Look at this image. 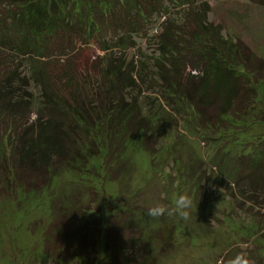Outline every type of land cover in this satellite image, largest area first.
I'll list each match as a JSON object with an SVG mask.
<instances>
[{
    "label": "trees",
    "instance_id": "trees-1",
    "mask_svg": "<svg viewBox=\"0 0 264 264\" xmlns=\"http://www.w3.org/2000/svg\"><path fill=\"white\" fill-rule=\"evenodd\" d=\"M184 1L180 22L169 15V5L176 0H134L132 5V0H0V121L8 127L3 137L11 145V152L0 149V174L7 173L10 185L28 192L42 190L59 172L89 171L101 167L94 160L111 156L106 166L109 169L111 162L133 151L137 140L154 132L163 133L167 125L163 123L165 110L160 108L161 114L158 108L153 112L159 100L149 102V95L143 97L146 93L142 87L147 91L158 87L172 102V109L178 110L175 99L179 100L194 114L198 131H216L231 119L238 121L247 115L256 103L259 81H264V58L240 41L224 39L219 31L212 35L206 17L197 13L200 6L194 0ZM254 1L264 6V0ZM148 11L152 16L158 13L165 17L155 40L159 58L150 65L127 64L121 56L115 57L114 50L126 51L125 36L131 32L128 28L137 33ZM111 32L115 38L109 43L105 39ZM77 37L85 40L86 46L92 40H104L106 55L87 60L84 47L74 40ZM191 58L194 66L188 61ZM4 68L7 71H1ZM93 68L98 75L92 82L77 71L96 74ZM188 68L187 78L180 77L179 71ZM126 90L133 92L131 98L124 94ZM30 108L38 111L28 129L39 125L40 130L14 146L13 152L12 144L18 143L20 133L26 131L22 129ZM263 147L264 141L255 145L254 156L240 165L243 183H235L240 187V201L248 203L250 213L252 204L264 206ZM121 225L120 221L108 223L104 237L118 244ZM131 228L126 227L132 233ZM52 232H48L46 248L52 237L54 241L57 238V250L65 255L72 256L73 251L88 245L85 236H77V229L62 238Z\"/></svg>",
    "mask_w": 264,
    "mask_h": 264
},
{
    "label": "rangeland",
    "instance_id": "rangeland-1",
    "mask_svg": "<svg viewBox=\"0 0 264 264\" xmlns=\"http://www.w3.org/2000/svg\"><path fill=\"white\" fill-rule=\"evenodd\" d=\"M194 2L200 6L197 13L206 17L212 35L219 31L224 39L240 41L256 56L264 58V6L254 0ZM174 3L176 9L170 4L172 13L169 15L183 22L179 10L186 2L176 0ZM203 5L206 7L202 12ZM105 6L103 3L102 7ZM147 16L137 33H131L127 25L131 32L125 36L126 51L114 50L115 57L121 56L127 64L138 65H150L159 58L155 40L162 32L165 17L158 13L152 16L150 11ZM113 35L114 32L108 34L106 42L110 43L115 38ZM74 40L84 47L82 52L87 60L95 61L106 55L104 40H92L88 46L79 37ZM188 61L195 65L194 58ZM188 69L180 70L179 76L187 78ZM149 70L153 73L150 67ZM77 71L91 82L98 75L95 69L96 74L91 75L84 70ZM259 84L256 103L247 115L238 121L231 119L216 131H198L194 114L179 100L175 99L178 110L172 109V102L161 95L158 87L153 89L154 85L152 91L142 87L146 93L143 97L149 95L150 100H159L151 110L156 112L158 108L160 114V108L165 110L166 129L161 134L154 132L137 140L133 151L130 149L122 158L111 162L109 169L106 166L111 156L105 160L99 158L93 163L101 167L89 171L84 168V172H59L44 189L29 192L10 185L7 173H1L0 264H116L118 261L130 264H243V261L264 264V206L252 204L253 213L248 212L249 205L240 201V187L235 184L237 181L243 183L241 163L253 157L255 145L264 141V81L260 80ZM130 92H124L126 97L131 98L133 92ZM34 94L39 96L37 90ZM141 105H145L143 99ZM37 111V108L27 111L26 123L21 122L22 131H26L20 133L23 136L17 138L18 143L12 144L13 152L14 146L23 144L35 130H40L39 125H35L34 130L28 129L36 120ZM0 122V149L8 148L11 152V145L3 137V131L8 134V127ZM2 159L0 156V161ZM104 167L105 172L100 173ZM183 193L192 198L190 218L180 219L168 214L152 218L147 214L156 203L172 209L176 198ZM110 211L115 213L106 217ZM119 221L123 226L122 238L114 244L104 237L105 226ZM127 226L132 227V233ZM58 229L61 232H57ZM75 229L79 230L78 237L80 234L86 237L88 245L82 250L73 251L72 256L65 255L57 250L59 241L57 238L54 241V237L46 248L48 232L53 230V236L58 233L61 237ZM108 248H111L109 252Z\"/></svg>",
    "mask_w": 264,
    "mask_h": 264
},
{
    "label": "clouds",
    "instance_id": "clouds-1",
    "mask_svg": "<svg viewBox=\"0 0 264 264\" xmlns=\"http://www.w3.org/2000/svg\"><path fill=\"white\" fill-rule=\"evenodd\" d=\"M192 198L189 194L183 193L178 196L172 209H169L163 204L156 203L148 210V215L152 218H159L161 215L168 214L170 216H176L180 219L190 218L192 210ZM243 264H247V261H243Z\"/></svg>",
    "mask_w": 264,
    "mask_h": 264
}]
</instances>
